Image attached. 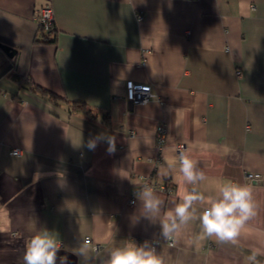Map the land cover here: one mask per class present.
Returning <instances> with one entry per match:
<instances>
[{
	"label": "crops",
	"instance_id": "crops-1",
	"mask_svg": "<svg viewBox=\"0 0 264 264\" xmlns=\"http://www.w3.org/2000/svg\"><path fill=\"white\" fill-rule=\"evenodd\" d=\"M45 7L49 43L36 20ZM0 45L15 51L11 59L0 48V264H24L27 242L43 228L68 264H105L112 247L145 240L163 264H247L251 248L264 249V0H0ZM127 81L149 85L154 97L130 109ZM72 102L95 118L70 112ZM102 132L115 135L114 153L106 141L77 147ZM179 144L209 181L252 188L256 215L238 246L206 238L198 219L171 239L158 223L132 226L136 187L152 186L163 212L179 202V172L160 174ZM200 189L215 195L208 181ZM85 240L99 247L88 262L72 254Z\"/></svg>",
	"mask_w": 264,
	"mask_h": 264
},
{
	"label": "clouds",
	"instance_id": "clouds-1",
	"mask_svg": "<svg viewBox=\"0 0 264 264\" xmlns=\"http://www.w3.org/2000/svg\"><path fill=\"white\" fill-rule=\"evenodd\" d=\"M105 141L108 145L107 151L110 154L114 153L116 137L106 132L90 138L86 145L82 139L77 147L86 146L88 150H95L99 142ZM221 147L225 155L233 151L228 145ZM177 171L184 188L179 193V202H173V207L167 212H163L165 200L152 186L145 183L136 187L135 196L140 205L130 217L132 226L139 224L141 219L152 225L158 223L161 237L171 239L190 221L198 219L202 234L206 238H215L218 243L238 246L242 229L256 215L257 205L252 188L234 181H209L199 167V162L184 151H179L174 159L167 161L160 174L168 177ZM206 181L215 185V195L212 197H206L200 189V185ZM202 205L206 206L199 212L198 207ZM60 250V243L51 231L46 228L37 230L26 244L24 264H57L58 260L59 264H68L66 256H58ZM96 251L90 248L85 240L72 254L88 262L95 259L93 253ZM261 257H264V249L251 248L246 257L247 264H260ZM105 264H163V261L157 254L154 242L145 240L141 244L112 247L108 251Z\"/></svg>",
	"mask_w": 264,
	"mask_h": 264
},
{
	"label": "built area",
	"instance_id": "built-area-1",
	"mask_svg": "<svg viewBox=\"0 0 264 264\" xmlns=\"http://www.w3.org/2000/svg\"><path fill=\"white\" fill-rule=\"evenodd\" d=\"M141 20V17L138 18ZM36 20L38 27L43 28V30L47 31L52 27L53 18H52V11L50 8H42L39 9L36 13ZM124 91H125V98L126 102H130L133 107L145 105L151 101L154 97L152 89L149 85L138 84L133 81H127L124 84ZM132 135V133H130ZM167 138V130L165 126L161 125L157 127L155 133V140H156V151L157 154H161L163 148L166 144ZM179 151H185V146L182 144L177 145L176 152L177 154ZM11 156L13 157H20L21 151L18 149H14L11 151ZM246 179L252 182H258L260 176L257 174H246ZM133 204V201H130ZM88 244L90 243L89 240H86ZM98 246H94V249L98 251Z\"/></svg>",
	"mask_w": 264,
	"mask_h": 264
},
{
	"label": "trees",
	"instance_id": "trees-1",
	"mask_svg": "<svg viewBox=\"0 0 264 264\" xmlns=\"http://www.w3.org/2000/svg\"><path fill=\"white\" fill-rule=\"evenodd\" d=\"M38 33H39V40L44 42V43H49V42H53V40L51 39V37L54 36L55 31L53 29V24L52 27L45 31L43 30V28L38 27ZM1 50H3L1 48ZM4 51V50H3ZM5 52V51H4ZM9 58L13 59L14 56H9L7 55ZM11 79L13 81H17L19 82L21 79L18 76H11ZM35 91H37L38 93H40L42 96L47 97L51 102H57L58 100H60L58 97H56L55 95H53L52 93H49L45 90L39 89V88H35ZM69 104V111L70 112H80V113H84L89 119H94L95 116L93 115V110L90 109L89 107H87L84 103L81 102H72V103H68ZM103 120L105 122V124L108 126L109 125V116L108 114H105L103 116Z\"/></svg>",
	"mask_w": 264,
	"mask_h": 264
},
{
	"label": "water",
	"instance_id": "water-1",
	"mask_svg": "<svg viewBox=\"0 0 264 264\" xmlns=\"http://www.w3.org/2000/svg\"><path fill=\"white\" fill-rule=\"evenodd\" d=\"M0 48H2V49L5 51V53H6L7 55H9L10 57L15 55V51H13V50L10 49V48L4 47V46H2V45H0ZM128 106H129L130 109L133 108V106H132V104H131L130 102H128Z\"/></svg>",
	"mask_w": 264,
	"mask_h": 264
}]
</instances>
